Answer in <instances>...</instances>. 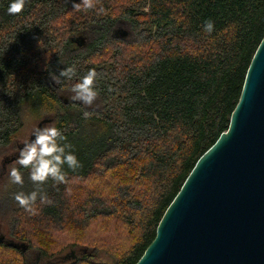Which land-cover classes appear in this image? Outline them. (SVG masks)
Returning <instances> with one entry per match:
<instances>
[{
	"label": "trees",
	"instance_id": "obj_1",
	"mask_svg": "<svg viewBox=\"0 0 264 264\" xmlns=\"http://www.w3.org/2000/svg\"><path fill=\"white\" fill-rule=\"evenodd\" d=\"M80 2L25 0L10 15L9 0H0V149L39 104L82 165L65 166V183H44L51 203L13 210L0 264H28L29 251L43 264L71 248V264H104L102 255L137 264L228 130L264 38V0H92L93 8L73 10ZM118 28L129 39L116 38ZM78 36L87 44L74 43ZM72 66V80L57 77ZM90 69L97 109L63 99Z\"/></svg>",
	"mask_w": 264,
	"mask_h": 264
},
{
	"label": "water",
	"instance_id": "obj_2",
	"mask_svg": "<svg viewBox=\"0 0 264 264\" xmlns=\"http://www.w3.org/2000/svg\"><path fill=\"white\" fill-rule=\"evenodd\" d=\"M137 264H264V38L228 130L200 158Z\"/></svg>",
	"mask_w": 264,
	"mask_h": 264
},
{
	"label": "clouds",
	"instance_id": "obj_3",
	"mask_svg": "<svg viewBox=\"0 0 264 264\" xmlns=\"http://www.w3.org/2000/svg\"><path fill=\"white\" fill-rule=\"evenodd\" d=\"M71 2V0H69ZM25 7V0H9L7 12L11 14L20 13ZM92 0H81L80 3H72L73 10L93 8ZM102 11V9H101ZM214 29L212 21H206L204 30L211 33ZM40 46V42H39ZM77 75L75 66L66 67L60 70L57 77L72 80ZM98 73L90 69L71 88L72 101L81 102L84 105H92L98 96L95 88ZM56 82V79H53ZM85 116L87 113L85 112ZM34 139L27 141L19 150L18 158L13 161L8 173L10 183L23 185L24 179L22 169L29 170V178L36 186V190L29 193L23 191L14 194L13 199L26 211L32 212L34 205L39 198L40 203H51L47 195L40 191L39 186L49 179L56 183L66 182L65 166L75 171L80 168L81 162L73 151V146L67 143V137L61 129L55 126L38 127L34 130ZM19 166V167H17Z\"/></svg>",
	"mask_w": 264,
	"mask_h": 264
},
{
	"label": "rangeland",
	"instance_id": "obj_4",
	"mask_svg": "<svg viewBox=\"0 0 264 264\" xmlns=\"http://www.w3.org/2000/svg\"><path fill=\"white\" fill-rule=\"evenodd\" d=\"M148 8L145 9L146 12H148ZM116 30H123L127 31L123 28H118ZM129 32V31H127ZM130 37V33H129ZM129 37L127 39H129ZM72 95L64 94L63 99L65 101H69V103L72 101L70 99ZM68 103V102H67ZM89 109H97L99 106L94 101L92 105H86ZM34 113H36L37 117H35V114L33 112L27 113L26 119H25V126L22 129V131L19 133L16 140L7 148L0 149V239L2 237L6 238V242H12V239L10 237V233L13 227L12 223V213L13 210L20 207L15 200L13 199V196L15 193L23 191L25 193H29L31 191L36 190V186L33 184V182L29 178V170L22 169L23 179L24 183L23 185H16L10 183V179L8 176V173L10 171V167L13 165V161H15L18 158L19 150L23 147V144L27 141H30L31 139H34L33 132L38 127H44V126H55L56 127V119L53 114L45 113L42 111V108L39 104L35 107ZM40 113L41 117H38ZM97 131L96 128L92 129V134H94ZM73 146V145H72ZM76 150H79L78 147L73 146V151L76 154ZM19 167V166H17ZM44 184L39 186L40 191H43ZM75 250L73 248L66 250L59 258L56 260H47L44 258L45 261L43 264H71L74 260V258L71 256L72 251ZM28 264H42L41 258L38 253L34 251L28 252ZM98 263H104V264H112L113 260L108 255H102L101 258L98 260Z\"/></svg>",
	"mask_w": 264,
	"mask_h": 264
},
{
	"label": "flooded vegetation",
	"instance_id": "obj_5",
	"mask_svg": "<svg viewBox=\"0 0 264 264\" xmlns=\"http://www.w3.org/2000/svg\"><path fill=\"white\" fill-rule=\"evenodd\" d=\"M120 35H121V33H120ZM78 37H80V36H78ZM78 37H75V38H78ZM78 45V44H77ZM79 46V45H78ZM0 242H6V238L5 237H2L1 239H0Z\"/></svg>",
	"mask_w": 264,
	"mask_h": 264
}]
</instances>
